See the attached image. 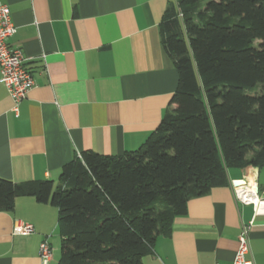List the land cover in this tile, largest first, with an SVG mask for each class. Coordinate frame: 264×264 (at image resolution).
<instances>
[{"label": "crops", "instance_id": "0c3cea01", "mask_svg": "<svg viewBox=\"0 0 264 264\" xmlns=\"http://www.w3.org/2000/svg\"><path fill=\"white\" fill-rule=\"evenodd\" d=\"M174 2L0 0L16 27L8 46L20 51L34 83L18 115L0 83L1 178L56 185L61 167L82 151L120 155L145 141L177 86L160 35ZM261 170L231 169L227 185L189 199L186 213L173 218L169 235L156 237L142 264H230L240 225L250 219L249 256L264 264V213L253 215L231 187L241 179L259 185ZM57 216L56 206L33 196L17 197L11 211H0V264H41L45 237L52 248L48 264H57ZM16 221L32 224L33 233L14 235Z\"/></svg>", "mask_w": 264, "mask_h": 264}, {"label": "trees", "instance_id": "16d2710c", "mask_svg": "<svg viewBox=\"0 0 264 264\" xmlns=\"http://www.w3.org/2000/svg\"><path fill=\"white\" fill-rule=\"evenodd\" d=\"M160 35L177 86L138 148L82 151L56 185L0 177V211L21 196L57 207V264H142L189 199L264 169V0H175Z\"/></svg>", "mask_w": 264, "mask_h": 264}, {"label": "built area", "instance_id": "2783aa9c", "mask_svg": "<svg viewBox=\"0 0 264 264\" xmlns=\"http://www.w3.org/2000/svg\"><path fill=\"white\" fill-rule=\"evenodd\" d=\"M16 31L10 16V11L6 4H0V83H2L11 99L13 100V112L18 115V105L23 100L30 89L33 87V79L29 70L25 67V59L17 49H12L8 46V39ZM240 184L231 182L234 198L238 203L251 205L253 215L264 213V188L261 193L258 192V185L255 181L256 190L247 189L249 183L245 179H241ZM255 197L256 200H252ZM253 226V219L248 222H242L237 236V248L234 253L233 260L230 264H256L249 256V231ZM33 225L24 222L16 221L12 228L14 235H29L33 233ZM38 255L41 264H48L52 256V248L45 237L38 246ZM222 264V263H215Z\"/></svg>", "mask_w": 264, "mask_h": 264}, {"label": "rangeland", "instance_id": "374dc122", "mask_svg": "<svg viewBox=\"0 0 264 264\" xmlns=\"http://www.w3.org/2000/svg\"><path fill=\"white\" fill-rule=\"evenodd\" d=\"M258 184H259L258 185V187H259L258 192L260 194L262 188H264V169L260 171V179L258 180ZM53 254H55L56 256H57V254L60 255V251L59 250H54Z\"/></svg>", "mask_w": 264, "mask_h": 264}, {"label": "bare ground", "instance_id": "6f19581e", "mask_svg": "<svg viewBox=\"0 0 264 264\" xmlns=\"http://www.w3.org/2000/svg\"><path fill=\"white\" fill-rule=\"evenodd\" d=\"M252 176V175H251ZM253 177V176H252ZM252 179V178H251ZM247 189H252V190H256V186H255V181L250 180L249 183L246 185ZM252 200H256L255 197H251Z\"/></svg>", "mask_w": 264, "mask_h": 264}, {"label": "water", "instance_id": "95a60500", "mask_svg": "<svg viewBox=\"0 0 264 264\" xmlns=\"http://www.w3.org/2000/svg\"><path fill=\"white\" fill-rule=\"evenodd\" d=\"M242 181L241 180H235L234 184H240Z\"/></svg>", "mask_w": 264, "mask_h": 264}]
</instances>
